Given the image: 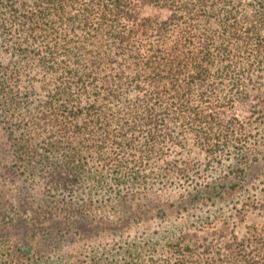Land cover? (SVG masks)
<instances>
[{
    "label": "trees",
    "instance_id": "obj_1",
    "mask_svg": "<svg viewBox=\"0 0 264 264\" xmlns=\"http://www.w3.org/2000/svg\"><path fill=\"white\" fill-rule=\"evenodd\" d=\"M209 5L208 0H0V37L11 41L14 56L31 59L44 84L48 79L56 83V99L65 103L64 113L24 119L22 110L30 103L18 85L20 72L8 71L0 61V158L15 161L28 178L47 179L46 190L56 191V216L67 218L77 232L120 228L124 220L109 219L101 205L96 206L101 210L96 216L93 190L103 187L99 180L103 171L123 172L126 160H131L128 155L132 153L127 151L134 150L132 145L140 137L144 140L138 150L142 158L157 145L161 148L164 141L175 143L171 130L180 141L191 135L199 146L210 148L211 160H216L220 146L238 149L228 150L230 162L210 173L214 178L204 186L201 174L192 178L184 188L189 202L204 198L214 204L237 186L248 184L259 170L257 159H250L245 146H238L245 138L234 120L224 121L218 110L230 96L210 85L220 52L209 46L215 41L214 33L205 40L200 34L202 12L212 28L214 9ZM141 7L163 9L165 16L143 15ZM47 127L55 134L48 142L50 150L43 154L33 148L30 134ZM79 137L98 144L97 159L109 167L95 173L86 168L79 149L62 148ZM103 147L116 152L107 153ZM55 153L56 167L48 168ZM188 173L187 167L175 165L152 175L160 178L163 188L173 175ZM124 183L125 194L135 184L140 192L148 191L145 178ZM121 184L117 180L112 185L119 196ZM251 199L242 203L239 217L245 204L249 208L256 202ZM28 226L21 217L0 226L4 264H118L116 256L122 250L128 255L136 251L130 246L114 251L82 247L72 255L56 244L53 254H45L22 241ZM12 236L15 240H9ZM200 246L197 251L190 245H177L169 257L140 264H264L260 232L234 237L221 246L214 242Z\"/></svg>",
    "mask_w": 264,
    "mask_h": 264
},
{
    "label": "rangeland",
    "instance_id": "obj_2",
    "mask_svg": "<svg viewBox=\"0 0 264 264\" xmlns=\"http://www.w3.org/2000/svg\"><path fill=\"white\" fill-rule=\"evenodd\" d=\"M208 3L214 9L210 20L212 28L209 29L207 16L202 12L200 34L205 40L210 33H214L215 41L209 46L220 52L218 67L212 72L214 82L210 85H217L224 96L231 98L226 102L220 100L218 110L224 121L234 120L238 132L245 138V141L238 142V146H245L243 151L260 164L252 180L246 185L237 186L233 192L226 194L227 197L214 204L204 198L189 202V194L184 188L192 178L201 174L203 186L207 184L214 178L210 173L216 169L219 171L222 165L230 162L228 150L237 152L234 146L237 143L234 141V147L230 148L220 146L216 160H211L208 155L210 148L199 146L191 135H186L187 139L180 141L176 138L178 133L171 130L169 135L173 133L175 143L164 141L161 148L157 145L147 158H142L139 151L144 140L140 137L132 142L134 150L127 151L132 153L128 155L129 161L135 162L126 160V168L118 174L113 168L103 171L99 177L103 187L93 190L92 204L96 216H100L101 211L96 206L101 205L109 219L124 220L120 228L80 233L72 223H68L67 218L59 220L56 216V191L46 190L47 179L42 176L28 178L18 170L15 161L0 158V226L23 218L30 226L22 235V241L33 250H41L45 254H53L56 244L72 255L82 247L114 251L120 246H130L136 250L129 255L122 250L116 256L118 264H140L150 259L161 261L172 255L177 245H190L200 251V245L208 242L221 246L234 237H249L252 232H260L264 236V0H208ZM141 12L147 16H165L163 9L154 7H141ZM11 33L17 36L15 31ZM13 51L11 41H4L0 37V61L8 67V71L20 72L18 85L25 89L24 93L27 92V95H23L29 100L30 107L22 110L23 118L43 113L48 116L64 113L65 103L58 101L56 91H53L56 83L48 79L44 84L42 74L38 73L31 59L16 57ZM224 65L227 68L221 67ZM68 109H71L70 104ZM74 109L79 111L81 108ZM54 134L49 127L36 129L30 134L33 148L40 153H48L51 148L48 142ZM62 148L70 151L79 149L86 168L95 173L109 167L97 159L99 145L92 140L79 137ZM103 148L107 153L116 152L111 147ZM53 150L56 152V148ZM175 165L187 167L189 173L177 177L173 175L162 188L160 178L152 174ZM47 167H56V153ZM144 178L148 191L140 192L141 187L135 184L131 193L125 194L127 189L124 187L127 185L124 182H137ZM117 180L123 183L120 196L118 189H112ZM88 185L94 186V183L88 182ZM248 197L256 202L249 208L245 204L246 209L239 217L237 211L242 203H251L246 200ZM9 240H15V237H9ZM0 259V264H4L5 258Z\"/></svg>",
    "mask_w": 264,
    "mask_h": 264
}]
</instances>
